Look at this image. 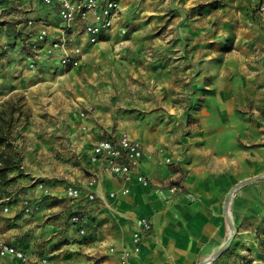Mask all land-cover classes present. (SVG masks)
<instances>
[{
    "label": "crops",
    "instance_id": "1",
    "mask_svg": "<svg viewBox=\"0 0 264 264\" xmlns=\"http://www.w3.org/2000/svg\"><path fill=\"white\" fill-rule=\"evenodd\" d=\"M14 3L5 14L14 34L0 32L15 43L0 55V103L41 88L35 76L56 69L78 96L60 100L57 89L48 109L31 104L0 237L27 264H264V0H121L112 29L82 46L73 69L42 54L27 69L23 33L38 24L26 19L42 18L52 34L60 20L39 0ZM123 133L143 151L128 181L90 158L96 141ZM69 186L78 199L66 196ZM24 201L36 209L25 213ZM74 214L84 235L68 221ZM142 217L151 233L123 260Z\"/></svg>",
    "mask_w": 264,
    "mask_h": 264
},
{
    "label": "built area",
    "instance_id": "2",
    "mask_svg": "<svg viewBox=\"0 0 264 264\" xmlns=\"http://www.w3.org/2000/svg\"><path fill=\"white\" fill-rule=\"evenodd\" d=\"M121 0H39L40 5L54 12L60 20V26L55 32H50L48 25L38 18L37 20L28 17L26 25L32 27L37 22L38 27L35 31L29 28L28 32L23 33L24 46L29 48L31 61L28 66L35 68L38 54L54 59L63 69H73L79 66L80 56L82 55L83 45H94L101 41L104 35L112 29L115 19L121 13ZM19 7H23L30 0H18ZM29 11V10H26ZM258 11L264 15V4L258 6ZM84 117V114H80ZM264 125V120L261 122ZM142 146L139 142L131 139L127 134H120L113 139H100L96 141L91 149V161H103L102 171L105 174L120 177L128 181L130 174L135 171L142 158ZM136 179L145 184V178L136 173ZM264 176V175H262ZM92 178L89 185L95 183ZM234 191V190H233ZM233 191L231 195L233 194ZM66 196L70 199H78L80 191L74 186L66 188ZM110 193V197H114ZM88 200H93V193L86 195ZM227 199V198H226ZM225 199L224 215L229 209L230 199ZM36 209L32 203L24 201L25 213H31ZM3 212L8 211V207L2 208ZM70 222L77 227L78 233L84 235L82 225L83 218L80 215H72ZM233 232V229H232ZM151 233V224L145 217L140 218L138 228L131 235V246L123 250L120 256L123 260L132 254L138 253L142 241ZM109 252H114L110 247ZM28 258L25 252L4 241L0 237V264H27ZM210 264V262L208 263Z\"/></svg>",
    "mask_w": 264,
    "mask_h": 264
},
{
    "label": "rangeland",
    "instance_id": "3",
    "mask_svg": "<svg viewBox=\"0 0 264 264\" xmlns=\"http://www.w3.org/2000/svg\"><path fill=\"white\" fill-rule=\"evenodd\" d=\"M14 2H16V0H0V32L1 31L6 32L5 36H11V34H14L12 23L10 22L9 18L5 16V14L9 13L8 12L9 9L11 10L12 5L15 4ZM12 9L14 10L13 7ZM14 45H15L14 42H9L6 40L0 42V55L2 54V52L7 54L10 48ZM28 67L29 66H27V69L30 68ZM66 74H64L62 71H59L58 69L53 70L51 72H45L44 74H39V73L37 75L35 74L36 76H35L34 81L36 83H41V82H44V83L42 84L43 86L41 88L34 90L33 92H30L32 95L31 97H30V93L26 91L24 87L20 88L17 91H14L13 93H11V95L21 94L23 96L24 103L26 104L29 110L28 116L30 117L32 113L31 104L33 105V107L38 108L40 111H44L45 109H48L52 101L56 99V98L50 99V96L52 95L53 91H56L57 89L62 91L59 94V95H62V97L60 96V100L66 99L65 101H67V99H70L73 96H76V97L78 96V95H74L73 90H72L74 88L73 86L67 83L65 84V82H64V86H61L63 81L67 80L68 78V75ZM63 75L65 76L64 79L62 78ZM29 117L27 118L25 123L17 126L12 132V138H13L12 145L15 151L18 153V163L16 167L12 169L11 171H16L18 176L20 175V172H21L20 164L22 160V151L20 150V148L18 149V143L25 142V140L23 139L25 136H23V134L21 135L18 131L20 130L21 127H24L28 124L27 122L29 120ZM260 118L261 117L258 118L257 122L260 120ZM77 164H80V163L78 162ZM14 180H15V177H10L8 178V181H6L3 184H0V205L4 203L5 201L7 202L9 201V197L12 191H9L8 186L10 185V182H14ZM70 216L71 215L68 216V221L70 220ZM230 253L226 252L227 255H229ZM244 263L245 262H241L240 264H244Z\"/></svg>",
    "mask_w": 264,
    "mask_h": 264
},
{
    "label": "trees",
    "instance_id": "4",
    "mask_svg": "<svg viewBox=\"0 0 264 264\" xmlns=\"http://www.w3.org/2000/svg\"><path fill=\"white\" fill-rule=\"evenodd\" d=\"M28 111L21 94L10 95L0 103V184L8 181V172L18 163V153L12 145V132L26 122Z\"/></svg>",
    "mask_w": 264,
    "mask_h": 264
},
{
    "label": "bare ground",
    "instance_id": "5",
    "mask_svg": "<svg viewBox=\"0 0 264 264\" xmlns=\"http://www.w3.org/2000/svg\"><path fill=\"white\" fill-rule=\"evenodd\" d=\"M231 200V199H230ZM226 219H227V224H228V227H231L232 225V218H231V212L230 210L228 209L227 213H226ZM233 229V228H232ZM231 235V234H230ZM231 239H230V236L226 239L225 243L222 245V249L217 253V255H219V253H221L225 248L229 247L230 243H231ZM215 255V257L217 256ZM204 264H207V263H204Z\"/></svg>",
    "mask_w": 264,
    "mask_h": 264
},
{
    "label": "water",
    "instance_id": "6",
    "mask_svg": "<svg viewBox=\"0 0 264 264\" xmlns=\"http://www.w3.org/2000/svg\"><path fill=\"white\" fill-rule=\"evenodd\" d=\"M231 193H232V191H231L230 194L227 196V199H226V200H228V199L230 198ZM233 237H234V231H233L232 234L230 235V239L232 240Z\"/></svg>",
    "mask_w": 264,
    "mask_h": 264
}]
</instances>
